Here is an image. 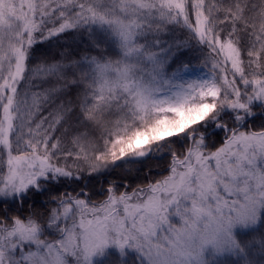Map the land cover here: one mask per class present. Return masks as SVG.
I'll return each instance as SVG.
<instances>
[{"label": "snow or ice", "instance_id": "snow-or-ice-1", "mask_svg": "<svg viewBox=\"0 0 264 264\" xmlns=\"http://www.w3.org/2000/svg\"><path fill=\"white\" fill-rule=\"evenodd\" d=\"M197 49L210 70L185 79ZM166 155L167 175L131 192L109 181L91 200L85 180ZM69 181L79 189L53 194ZM241 197L256 224L264 0H0V264H91L110 243L140 264H208L189 234L231 221Z\"/></svg>", "mask_w": 264, "mask_h": 264}, {"label": "trees", "instance_id": "trees-1", "mask_svg": "<svg viewBox=\"0 0 264 264\" xmlns=\"http://www.w3.org/2000/svg\"><path fill=\"white\" fill-rule=\"evenodd\" d=\"M227 2V0H225ZM254 3L259 6L260 0H253ZM115 56L116 53H110ZM194 58L192 59L191 65L188 70H198L196 74L206 75L210 70V65L204 67L201 64V61L205 59L208 55L207 50L197 49L191 54ZM245 60L247 59L246 52L244 53ZM230 67V65H228ZM188 77L185 74V78ZM48 85H44L47 87ZM71 94L74 96L76 90L73 88L70 90ZM47 114L46 112L44 113ZM114 118V117H109ZM260 117H257L256 121L249 120L247 122V127L251 128L254 125L258 126ZM231 123V121H229ZM234 126V125H233ZM83 130V129H81ZM97 137L99 133H94ZM224 140V133L218 132L217 134L210 137L209 147L211 150L221 146ZM178 151H183V148L180 145H175ZM186 147V145H185ZM171 157L164 156L163 159L150 158L143 164L137 165L136 168L139 170H133L132 172H124L122 167H117L106 176L101 177H92L84 181L89 185L88 191L91 193L92 201H101L105 198L106 192L104 191L109 181H115L117 184H123L125 179L128 183L127 189L118 188L117 191H128L131 192L137 186H146L149 182H154L157 179L168 174V166L170 163ZM150 169V171H149ZM80 185L72 183L71 181L67 182V185H60L58 190L54 192V195H58L60 192L68 191L72 192L74 189L78 190ZM103 193V194H102ZM47 207H55V205H47ZM234 235L237 237L241 245L246 246L247 254L241 252H231L225 251L223 253H210L206 255V261L208 264H245V261L251 262V264H264V248L261 247L259 243H252L248 247L249 241H254L258 238L260 241L264 242V210L259 216L257 224L253 227L247 228L245 230H237ZM138 254L130 250H119L116 247H112L105 251L100 258L97 257L91 261V264H140V261L137 259Z\"/></svg>", "mask_w": 264, "mask_h": 264}, {"label": "clouds", "instance_id": "clouds-1", "mask_svg": "<svg viewBox=\"0 0 264 264\" xmlns=\"http://www.w3.org/2000/svg\"><path fill=\"white\" fill-rule=\"evenodd\" d=\"M250 211L243 197L240 198V206L227 213L231 221L226 218L202 219L196 225L194 231L189 234L188 243L190 244L189 253L192 257H201L206 261L205 252L211 248L215 253L227 251L229 241L239 242L234 235L237 226H245L241 219L242 213ZM231 223V227L229 224Z\"/></svg>", "mask_w": 264, "mask_h": 264}, {"label": "rangeland", "instance_id": "rangeland-1", "mask_svg": "<svg viewBox=\"0 0 264 264\" xmlns=\"http://www.w3.org/2000/svg\"><path fill=\"white\" fill-rule=\"evenodd\" d=\"M198 72H199L198 70H192V69H191V70H187L186 75H187L188 77H186L185 79H194V78H199V77L204 76V74H203V75H202V74H196V73H198ZM263 210H264V208H262V209L260 210L259 216H260V214L262 213ZM169 219H170V221H171L172 223H179V217H177V216H175V215H170ZM258 220H259V219H258ZM257 222H258V221H257ZM256 224H257V223H256ZM256 224H252V225H248V226H243V227H241V226H237V227L234 229V233H235L237 230H245V229H247V228H250V227L255 226ZM112 247H116V248H118L119 250H121L117 245H115V244H111V243H110V244H108V245L105 246V248L103 249L102 252H98L97 254H95V255L91 258V261H93L94 259L96 260L97 257L100 258V256H101L105 251H107L108 249H110V248H112ZM123 250H130V251H134V252L137 253V251H136L135 249L130 248V247H128V246H125ZM210 253H214V251H213L211 248H209L208 250H206V252H205V257H206L207 254H210ZM137 254H138V253H137ZM69 259H70V261H71L72 258H69ZM97 259H98V258H97Z\"/></svg>", "mask_w": 264, "mask_h": 264}]
</instances>
